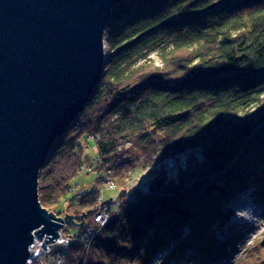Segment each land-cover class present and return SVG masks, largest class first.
<instances>
[{"label":"trees","instance_id":"16d2710c","mask_svg":"<svg viewBox=\"0 0 264 264\" xmlns=\"http://www.w3.org/2000/svg\"><path fill=\"white\" fill-rule=\"evenodd\" d=\"M104 39L103 76L41 167L39 202L74 201L88 135L103 163L139 166L146 181L116 210L103 200L113 218L88 250L71 244L65 264H145L164 250L173 262L227 259L237 240L222 249L212 236L231 215L225 204L252 184L264 198V0H123ZM125 144L140 163L119 162ZM96 196L65 214L89 219ZM228 264H264V235Z\"/></svg>","mask_w":264,"mask_h":264},{"label":"water","instance_id":"95a60500","mask_svg":"<svg viewBox=\"0 0 264 264\" xmlns=\"http://www.w3.org/2000/svg\"><path fill=\"white\" fill-rule=\"evenodd\" d=\"M121 1L0 0V264H25L34 234L84 224L41 206L38 176L103 76Z\"/></svg>","mask_w":264,"mask_h":264},{"label":"rangeland","instance_id":"374dc122","mask_svg":"<svg viewBox=\"0 0 264 264\" xmlns=\"http://www.w3.org/2000/svg\"><path fill=\"white\" fill-rule=\"evenodd\" d=\"M148 57L156 61L157 64L160 63L155 52H150ZM94 137V135H88L86 138L82 137L81 139L83 150L78 165V174L70 182L68 191V195H72L75 199L73 202L67 200L68 198L62 199L50 210L58 213V216H64L69 204H76L80 196L92 190L97 194L94 207L104 200L112 210H116L120 202L129 198L130 195L128 193L132 192L136 186H143L146 181V171H143L139 166L128 167L121 172L119 164H116L114 168L111 161L110 163H103L99 157ZM119 149L122 151V155L119 156L120 160L118 158L119 162L122 160L141 162L142 157L129 144L122 145ZM170 165H172V162ZM109 182L112 183L111 187L107 186ZM257 190L258 187L252 184L225 204L227 208L231 209V215L222 225L213 227L212 236H214L215 242L220 243L222 249L226 242L234 237L238 243H236L235 247L227 250L229 252L227 259L219 261L214 258L207 264H228L231 260L233 262L237 261L245 256L248 246L262 240L264 235V215L262 212L264 210V198L253 195L257 193ZM112 216L111 213V219L113 218ZM93 218L94 216L91 214L89 219H86L84 215L82 219L85 224L92 223L96 226L93 223ZM74 220L76 222L77 219L74 218ZM80 230V227L69 225L68 223L64 225V234H77ZM184 233H187V231H184ZM190 254L191 252H188L185 255L188 257H181L179 261L173 262L168 255V250H164L153 255L145 264H200V261ZM85 259L86 256H84V261Z\"/></svg>","mask_w":264,"mask_h":264},{"label":"built area","instance_id":"2783aa9c","mask_svg":"<svg viewBox=\"0 0 264 264\" xmlns=\"http://www.w3.org/2000/svg\"><path fill=\"white\" fill-rule=\"evenodd\" d=\"M111 184L109 182L107 186L111 187ZM92 215L94 216L93 223L96 226L92 223H84L85 225L83 224L84 226L77 234H64V226L58 230L59 235L52 242H45L46 235L34 234L33 240L28 246L29 257L25 264H65L68 247L75 242H82L88 250L99 230L111 219V214L103 200L94 207Z\"/></svg>","mask_w":264,"mask_h":264}]
</instances>
